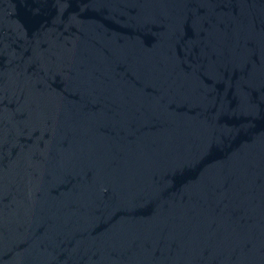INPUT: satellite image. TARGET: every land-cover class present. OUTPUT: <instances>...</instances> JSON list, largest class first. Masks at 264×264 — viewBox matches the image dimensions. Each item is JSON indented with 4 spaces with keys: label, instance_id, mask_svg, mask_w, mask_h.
Returning a JSON list of instances; mask_svg holds the SVG:
<instances>
[{
    "label": "water",
    "instance_id": "95a60500",
    "mask_svg": "<svg viewBox=\"0 0 264 264\" xmlns=\"http://www.w3.org/2000/svg\"><path fill=\"white\" fill-rule=\"evenodd\" d=\"M0 264H264V0H0Z\"/></svg>",
    "mask_w": 264,
    "mask_h": 264
}]
</instances>
